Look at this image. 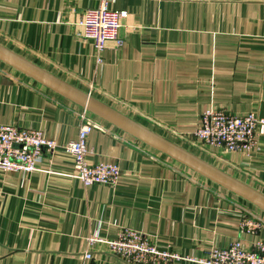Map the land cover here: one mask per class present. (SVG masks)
<instances>
[{"label": "crops", "instance_id": "obj_1", "mask_svg": "<svg viewBox=\"0 0 264 264\" xmlns=\"http://www.w3.org/2000/svg\"><path fill=\"white\" fill-rule=\"evenodd\" d=\"M99 5L0 0V44L264 193V126L249 154L207 148L194 137L208 109L264 118V0H116L110 8L128 12L124 44L107 42L100 65L80 24ZM85 111L0 61V126L41 130L64 144L77 139ZM87 116L96 125L88 161L118 164L120 183L85 188L63 153L35 174L0 171V264H122L87 239L126 228L187 258L235 240L252 248L256 237L242 223L264 212ZM258 234L264 238V229Z\"/></svg>", "mask_w": 264, "mask_h": 264}, {"label": "built area", "instance_id": "obj_2", "mask_svg": "<svg viewBox=\"0 0 264 264\" xmlns=\"http://www.w3.org/2000/svg\"><path fill=\"white\" fill-rule=\"evenodd\" d=\"M116 0H99V7L88 9L80 21L84 28V40L91 41L96 49V64H102L101 53L107 42L124 44L120 36L122 21L128 16L126 10H113L110 5ZM264 126V118L249 113L235 116L222 109H208L201 116V125L194 133L195 139L207 148H216L226 153L249 154L258 142V130ZM96 128L87 116L81 115L76 140L59 143L49 139L41 130L20 128L14 125L0 126V171L22 176L43 171L41 165L52 160L57 153L70 155L74 159L72 178L79 180L85 188L102 185L115 188L120 183L121 168L112 163H89L92 153L88 145L89 136ZM51 173H58L49 170ZM242 229L255 236L252 248L243 241L235 240L227 247H214L205 258H187L170 248H160L149 236L134 229H123L112 238L91 235L90 247L101 244L107 252L122 264H172L191 261L198 264H264V238L258 231L264 229V219L249 213L243 220ZM92 258L91 253L85 254Z\"/></svg>", "mask_w": 264, "mask_h": 264}, {"label": "water", "instance_id": "obj_3", "mask_svg": "<svg viewBox=\"0 0 264 264\" xmlns=\"http://www.w3.org/2000/svg\"><path fill=\"white\" fill-rule=\"evenodd\" d=\"M0 61L264 212V193L0 44Z\"/></svg>", "mask_w": 264, "mask_h": 264}]
</instances>
